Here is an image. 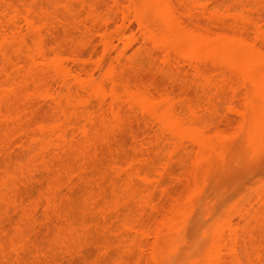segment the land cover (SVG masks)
I'll use <instances>...</instances> for the list:
<instances>
[{"label": "bare ground", "instance_id": "1", "mask_svg": "<svg viewBox=\"0 0 264 264\" xmlns=\"http://www.w3.org/2000/svg\"><path fill=\"white\" fill-rule=\"evenodd\" d=\"M261 4L0 0V253L96 264L114 228L111 264H176L235 147H264ZM223 209L201 228L196 264L258 260L264 185ZM42 240L60 260L38 251Z\"/></svg>", "mask_w": 264, "mask_h": 264}, {"label": "rangeland", "instance_id": "2", "mask_svg": "<svg viewBox=\"0 0 264 264\" xmlns=\"http://www.w3.org/2000/svg\"><path fill=\"white\" fill-rule=\"evenodd\" d=\"M148 70H149V68H147ZM146 72H147V70H146ZM150 71H148L147 73H149ZM150 74L151 73H149L148 75L150 76ZM162 83H165L164 81L162 82ZM223 125V124H222ZM133 126H135V125H133ZM137 126V125H136ZM222 127H224V125L222 126ZM136 129H138V127H136ZM129 135V134H128ZM130 136V135H129ZM128 136V137H129ZM125 139V138H124ZM129 139V138H128ZM126 140V139H125ZM127 142L128 141H130V140H126ZM129 143V142H128ZM127 143V144H128ZM126 144V145H127ZM129 145V144H128ZM260 145H262L263 146V144H260ZM238 147H240V145L238 146ZM238 147H235L236 149H235V151L237 150V148ZM243 147H245V146H243ZM260 146H258V147H256V148H254V149H256V150H253V152H248V149L246 148V150H244V151H246L248 154H246V152H243V149H242V153H244L243 154V156H242V154L240 155L239 153H235V151H233L234 153H232L231 154V156L232 155H236V154H238V157H240V156H242L240 159H239V161H241L239 164L237 163L236 164V162L238 161L237 159H236V157L234 158V161H236V162H232L231 164H234V165H231L230 164V162L228 161V164H230V166H229V168H227L228 170H226L222 175H221V177H219V179H218V177L216 178V180L214 179V183H212L213 185H212V187H213V190H212V193L214 192V194H212V196H211V199H213L212 197H213V195H214V197L216 198V199H214L215 201H214V204L213 203H211L212 204V206L210 207V209H212V207H213V209H212V211H214V212H219V209L221 210V212H224V211H222V209L224 208L225 210L227 209L228 210V208L229 207H233V206H235L236 205V203L238 204V202L240 201V199H242L243 200V198L245 199L246 198V200L247 199H249V197H251L252 195H253V193L255 192V190H258V189H260L263 185H264V147H263V149H261V147L259 148ZM244 148V149H245ZM252 148V147H251ZM250 148V151H252V149ZM260 149V150H259ZM238 150H240V149H238ZM237 150V151H238ZM259 150V151H258ZM240 153H241V151H239ZM257 152V153H256ZM253 153H255V154H253ZM251 155V156H250ZM230 156V157H231ZM245 156V157H244ZM249 156V157H248ZM233 157L234 156H232V160H233ZM237 157V158H238ZM229 159H231V158H229ZM236 159V160H235ZM244 160V161H243ZM231 161V160H230ZM238 161V162H239ZM231 166H233L232 168H231ZM231 168V169H230ZM229 169H230V171H229ZM226 173V174H225ZM41 175H39V178H41V180H42V178H43V176H41ZM40 180V179H39ZM82 185H84V184H82ZM85 186V185H84ZM83 186V188H84V190L87 188V186H85L84 187ZM259 186V187H258ZM35 187V186H34ZM37 187L39 188V185H36V187L34 188V189H31V188H33V186L32 187H30V188H28V190H30V191H28V192H31L32 190H35V189H37ZM254 187H255V189H254ZM83 188H80L82 191H83ZM90 189V188H89ZM81 190H78V192L79 191H81ZM37 191V192H36ZM34 193H33V191H32V193H30L31 195H34V196H36L37 195V193H38V191L39 190H36ZM81 191V192H82ZM86 191H90V190H88V189H86ZM81 192H79V193H81ZM36 193V194H35ZM78 193V194H79ZM83 194H84V191H83ZM86 194H87V192H86ZM86 194H85V197L84 198H80V200L81 201H84L85 202V199H86ZM242 194V195H241ZM80 195H82V194H80ZM249 195V196H248ZM76 197H78L77 195H76ZM82 197V196H81ZM241 197V198H240ZM75 199V198H74ZM236 199V200H235ZM238 199V200H237ZM78 200H79V197H78ZM238 201V202H237ZM80 201H78V203H79ZM83 202V203H84ZM80 204H82V203H80ZM79 204V205H80ZM82 205H84V204H82ZM214 205V206H213ZM233 205V206H232ZM80 207V206H79ZM201 208H199V211H198V208H197V212H195V213H193V215L194 216H192L191 218H190V223L188 224L187 223V227L186 226H184V230H183V232H185V233H182L181 232V234H180V240L175 244V249L177 250V247H178V249L182 246V248H180L182 251H180L179 252V255H177V257H174L175 258V260H176V262L178 263V261H177V258L179 259V262H180V260L182 259V258H185V259H189V263H191V261H192V264H196V263H198V262H196L197 260L199 261L201 258H203V256L205 255V252L207 251L206 249H205V247L204 246H206L205 244H204V246H203V242H202V240L200 239V237H202L200 234H201V232L204 230V229H201V228H208L207 226H211L213 223V221H214V219L213 218H211L212 216V214L214 213H205V211H207V210H205V209H202V206H200ZM214 208H215V210H214ZM223 209V210H224ZM201 210H204V211H201ZM217 210V211H216ZM210 210H208V212H209ZM41 212V211H40ZM39 212V216H41V214H42V212L40 213ZM200 213H202V214H200ZM210 214V215H209ZM202 215V216H201ZM214 217V216H213ZM202 219H203V221L205 222H203L202 221ZM211 219V220H210ZM213 219V220H212ZM206 220H208L207 222H211V223H209V225H208V223L206 222ZM221 221V220H220ZM215 222V221H214ZM186 227V228H185ZM111 229V228H110ZM114 229V228H113ZM110 230V231H114L115 232V230ZM108 231H109V229H107ZM108 231H106V233L108 232ZM110 231H109V233L107 234L108 236H106V237H108V239L109 238H111V240L109 239V241H112L111 243H108V242H106V244L108 245V246H106L107 248H106V251H107V253H106V261H107V264H111V262L112 261H114L115 260V258H116V245H114L113 243V241L114 240H112V238L114 239V236H112L113 234H114V232L113 233H110ZM44 232V231H43ZM42 234V233H41ZM45 234H46V232H45ZM44 234V235H45ZM110 234V235H109ZM112 234V235H111ZM44 235H40V237L42 238V236H44ZM115 235V234H114ZM203 235V234H202ZM93 237V235H90V237ZM94 236H95V234H94ZM45 237V236H44ZM91 237V238H92ZM187 238V239H186ZM43 239V238H42ZM87 239H89L88 237H87ZM107 239V238H106ZM90 240V239H89ZM94 240V239H93ZM93 240H91V241H93ZM90 241V244H88V246L86 245L87 243H85V245H86V247H87V249L88 250H93L94 252H95V254H96V252L98 253V252H100V246L99 245H97L96 244V246H97V248H99V249H97V250H99V251H97L96 250V246L93 248L92 246L93 245H95V243H96V241H95V243L93 244L92 242ZM108 241V240H107ZM41 242H43V244H40L41 246L40 247H38L37 249H38V251H41V252H43L45 255H48L49 257L50 256H56V258H59V260L61 259V257L63 256L62 254H61V252H64L63 251V249L62 248H59V247H56V246H52V245H50L49 243H45L44 242V240H42ZM86 242V241H85ZM87 242H88V240H87ZM201 242V243H200ZM89 243V242H88ZM93 245H92V244ZM200 243V244H199ZM83 244H84V242H83ZM201 244H202V246H201ZM76 245H74V247H75ZM180 246V247H179ZM84 247V245L82 246L81 245V250H80V253H81V251H82V248ZM86 247H84V248H86ZM31 248V247H30ZM34 248V247H33ZM37 249H36V252H38L37 251ZM75 249H80V246L79 245H77V248L75 247ZM74 249V250H75ZM86 249V250H87ZM179 249V250H180ZM6 250H8V251H5V255H3L2 253H0V264H12V263H14L15 262V260H16V253L14 252V251H12V249L10 250L9 248L8 249H6ZM31 250V252H32V249H30ZM96 250V251H95ZM33 251H35V250H33ZM78 251V250H77ZM92 251V252H93ZM178 251V250H177ZM205 251V252H204ZM31 252H28V253H31ZM94 252L93 253H91V252H88V254H89V256L90 255H95L94 254ZM182 252V253H181ZM202 252H204V253H202ZM33 253V252H32ZM201 253L202 254H204L203 256L201 255ZM33 254H35V252L33 253ZM83 254V253H82ZM82 254H80V256H78V259H79V257H83V258H85L84 256H86V255H82ZM84 254H86L85 252H84ZM87 254V255H88ZM99 254V253H98ZM97 254V257L99 258V255ZM32 255V254H31ZM31 255L30 256H28V258H29V260H30V257H31ZM202 257H201V256ZM33 256V255H32ZM92 256H90L92 259H91V261L92 260H94L95 258L97 259V257H95L94 259H93V257ZM88 257V256H87ZM89 257V258H90ZM180 257V258H179ZM201 257V258H200ZM27 258V257H26ZM34 258V257H33ZM76 258V257H75ZM74 258V259H75ZM174 258H172V259H174ZM32 259V258H31ZM49 261V263H51V259L52 258H47ZM46 259V260H47ZM81 259V258H80ZM28 259H26V261H27ZM33 260V259H32ZM32 260H30V261H32ZM45 259H43V261H44ZM62 260H63V258H62ZM61 260V261H62ZM87 261H88V259H86ZM85 259H84V263L83 264H85V261H86ZM202 260V259H201ZM43 261L41 262V264L43 263ZM65 261V262H64ZM70 262H71V260H69ZM68 260H67V258H64V260H63V262H61V264H66L67 262H69ZM73 261H75V260H73ZM77 261L78 262H80L81 260H77L76 259V262L74 263V264H82V262H80V263H77ZM86 261V262H87ZM171 261V260H170ZM183 261V260H182ZM47 262V261H46ZM90 262V261H89ZM93 262V261H92ZM130 261H128V262H126V264H131V263H129ZM173 262V261H172ZM184 262V261H183ZM186 262V261H185ZM188 262V261H187ZM195 262V263H194ZM27 263H29L28 261H27ZM48 263V264H49ZM73 263V262H72ZM91 263V262H90ZM174 263H175V261H174ZM176 263V264H177ZM181 263V262H180ZM179 263V264H180ZM15 264V263H14ZM30 264V263H29ZM32 264V263H31ZM43 264H45V263H43ZM47 264V263H46ZM71 264V263H70ZM113 264V263H112ZM168 264V263H167ZM171 264H173V263H171ZM184 264V263H183Z\"/></svg>", "mask_w": 264, "mask_h": 264}, {"label": "snow or ice", "instance_id": "3", "mask_svg": "<svg viewBox=\"0 0 264 264\" xmlns=\"http://www.w3.org/2000/svg\"><path fill=\"white\" fill-rule=\"evenodd\" d=\"M261 7L264 8V0H262ZM251 21H249L250 23ZM261 33H264V26L261 27ZM264 38V37H262ZM261 54L264 55V47H261ZM96 264H107V261L105 260H98ZM243 264H264V247H262L260 253H259V259L258 260H250L243 262Z\"/></svg>", "mask_w": 264, "mask_h": 264}]
</instances>
